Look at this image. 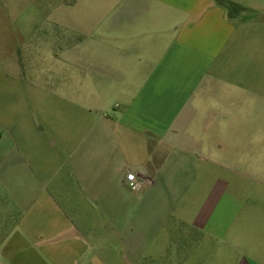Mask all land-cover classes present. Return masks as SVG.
<instances>
[{"label": "crops", "instance_id": "crops-1", "mask_svg": "<svg viewBox=\"0 0 264 264\" xmlns=\"http://www.w3.org/2000/svg\"><path fill=\"white\" fill-rule=\"evenodd\" d=\"M229 1L245 11L229 18L215 0H0V47H36L35 24L49 22L52 31L61 28L49 37L55 62L90 64L76 79L113 82L118 111L94 127L101 130L90 137L94 158L79 159V180L123 188L134 172L143 186H155L166 151L191 161V170L204 163L206 176V161L223 165L227 128L243 126L237 113L244 100L238 97L250 98L252 112L264 111L254 98L264 80V0ZM26 39L27 46H18ZM259 138L253 149L256 175L264 160V137ZM242 141L235 139L232 148ZM108 143L127 151L125 167L109 162ZM18 178L14 169L12 183ZM4 208L0 199V264H111L52 199L30 204L21 222L10 223ZM49 221L56 229L37 231L35 223Z\"/></svg>", "mask_w": 264, "mask_h": 264}, {"label": "rangeland", "instance_id": "rangeland-1", "mask_svg": "<svg viewBox=\"0 0 264 264\" xmlns=\"http://www.w3.org/2000/svg\"><path fill=\"white\" fill-rule=\"evenodd\" d=\"M55 6L53 1L50 9ZM35 25L36 47L27 46V39L18 45L27 47L11 42L0 47L4 217L21 222L30 204L52 199L111 264H264V160L259 175L252 166L256 139L264 137V111L252 112L250 98L238 97L244 100L237 113L243 126L227 128L229 143L221 161L226 169L206 161L211 174L205 176L204 163L191 170V161L166 151L155 186L138 191L111 184L95 187L91 180L78 179L77 162L94 158L90 137L101 131L94 127L101 118L114 117L120 97L112 81L76 79L80 69L90 71V64L55 62L49 37L55 38L61 28L52 31L49 22ZM255 94L261 109L264 80H259ZM237 138L243 141L234 150ZM119 146L107 147L109 162L118 168L129 160ZM14 169L19 178L12 183ZM29 172L35 176L29 178ZM216 185L221 186L219 192L214 191ZM217 199L221 201L214 208ZM41 215L36 208V216ZM35 224L41 232L56 229L51 221Z\"/></svg>", "mask_w": 264, "mask_h": 264}, {"label": "trees", "instance_id": "trees-1", "mask_svg": "<svg viewBox=\"0 0 264 264\" xmlns=\"http://www.w3.org/2000/svg\"><path fill=\"white\" fill-rule=\"evenodd\" d=\"M215 2L217 5L227 10L229 18H232L233 16H237L241 14L243 11H245V8L229 0H215Z\"/></svg>", "mask_w": 264, "mask_h": 264}, {"label": "built area", "instance_id": "built-area-1", "mask_svg": "<svg viewBox=\"0 0 264 264\" xmlns=\"http://www.w3.org/2000/svg\"><path fill=\"white\" fill-rule=\"evenodd\" d=\"M126 180H127V186L132 190L138 191L143 186V182L141 178H139L137 174L134 172L128 173L126 176Z\"/></svg>", "mask_w": 264, "mask_h": 264}]
</instances>
